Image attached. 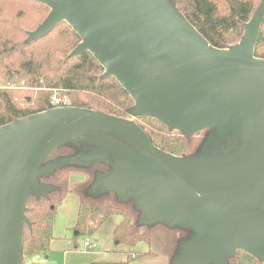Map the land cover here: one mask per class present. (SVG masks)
I'll use <instances>...</instances> for the list:
<instances>
[{"label":"water","instance_id":"water-1","mask_svg":"<svg viewBox=\"0 0 264 264\" xmlns=\"http://www.w3.org/2000/svg\"><path fill=\"white\" fill-rule=\"evenodd\" d=\"M36 1L51 11L30 38L67 22L81 38L72 54L93 55L105 69L103 78L114 77L134 100L131 115L157 119L188 137L220 121L217 137H235L237 148L217 159L173 156L135 120L77 106L2 126L0 264H22L25 226L32 227L28 199L47 196L52 188L38 178L63 163L45 164L47 157L89 131L114 133L138 149L128 157H145L110 159L104 147L84 153L85 162L112 161L105 178L110 190L135 191L148 221L159 222L161 215L165 223L194 231V238L204 235L179 264H227L237 251L264 262V210L242 200L264 189V59L255 56L264 0L240 43L227 49L212 46L169 0ZM259 103L263 123L257 128Z\"/></svg>","mask_w":264,"mask_h":264},{"label":"trees","instance_id":"trees-1","mask_svg":"<svg viewBox=\"0 0 264 264\" xmlns=\"http://www.w3.org/2000/svg\"><path fill=\"white\" fill-rule=\"evenodd\" d=\"M169 1L212 46L227 49L240 43L245 24L251 20L262 0ZM50 11L47 5L36 0H0V127L54 108L52 97L56 91L66 95L71 106L128 118L134 100L114 77L103 78L105 69L90 52L72 54L81 43V38L67 22L60 23L44 37L30 38ZM255 56L264 59V23ZM136 122L167 154L183 157L201 154L211 148L206 139H190L157 119L143 116L138 117ZM227 140L229 145L225 149H233L231 152H234L236 138L231 136ZM92 144V141L82 139L59 147L47 157L46 163L73 158L74 162L84 165V169L61 166L42 177L52 189L47 196L41 195L39 200L33 195L28 199L26 215L32 227L25 226L22 264L27 258L50 250L58 209L73 191L70 177L76 172L87 176L81 189L77 190L81 202L74 227L73 238L76 241L80 237H93L111 215L123 217L114 233L116 241L129 245L150 241V230L140 232V217L143 221L149 219L136 192L117 194L105 183L106 176L113 169L112 161L81 160L84 153L93 149ZM96 179L100 182L91 187L90 183ZM254 196L264 202V189ZM180 235L179 240L194 236L191 231ZM231 262L264 264L244 251H237Z\"/></svg>","mask_w":264,"mask_h":264},{"label":"rangeland","instance_id":"rangeland-1","mask_svg":"<svg viewBox=\"0 0 264 264\" xmlns=\"http://www.w3.org/2000/svg\"><path fill=\"white\" fill-rule=\"evenodd\" d=\"M12 89H14V87H12ZM56 94L61 98H64V97L68 98L66 95H62L59 91H56L54 93V95ZM30 98L32 99V97ZM262 110H263L262 105H260L259 103L258 109H257V119L255 120V124L257 128H259L260 125H262L263 123V113H262L263 111ZM127 116L129 119H133L135 121L138 119V117L131 115L129 112ZM218 123H220V121L211 123L204 129H202L200 132L192 136H189V137L186 136L190 139H195V138L206 139V142L208 143V145L211 146V148H209L206 151L201 152V154H196V155L190 154L189 156H183V157H187V158L201 157L202 159H210V158L217 159L225 154L230 153L233 149H229V148L225 149V147H228L229 145V141L227 140V138H224L222 140L220 137H217L216 135L217 128H218L216 127V125ZM173 131L180 132L178 130H173ZM82 139L86 141H92L93 149L98 148V147H104L106 150H108V155H109L108 157L110 159L115 154L118 156L127 158L129 156L128 153L130 151L139 152L137 148H135L132 144H130L128 141L121 138L120 136L114 133L103 134L97 131H89L84 134L72 137L67 142H65V144H63L61 147L75 144ZM221 143L223 144L221 145ZM219 146L222 147L223 149H220ZM138 155L142 159H145V157L141 153H138L134 157V160L133 158L131 159L130 157H128L127 159H129L132 162L133 161L135 162V160L138 159ZM62 162L63 163H60L57 166H55L53 170H57V168L60 166L62 167L63 166H73L77 170L84 169V165L76 163L71 160L68 161V159H64L62 160ZM47 163H51V162H47ZM47 163L45 162V164ZM86 177L87 176L82 172H76L73 175H71L70 186L75 193H77V190L81 189V187L83 186L82 183L86 181ZM38 179L40 180L41 183L49 185L50 188H52L50 184H47L46 182H44V179H42V177ZM99 182H100L99 179H96L94 182L90 183V186L95 187ZM32 195L33 193L30 196ZM33 196H36V195H33ZM36 197L38 200L41 199L39 198L41 196H36ZM242 200L252 206H255L257 208H262V210H264V202L259 200L257 196H254V197L249 196L245 198L242 197ZM143 213L144 212L142 211V214ZM162 217L163 216L161 215L159 217L161 221H162ZM160 220L159 222L154 221V220L143 221L142 218L140 217V220H139L140 232H145V231L150 230L151 231L150 241L144 240V241L139 242L136 245H129V244H123V243L119 244L118 241H114L113 237L110 234L111 233L110 229L113 227V220H112L106 224L104 229L98 232L100 233V236L102 239V246H103L102 248H100V246L97 247V245L94 244L95 248L85 249L84 243L86 241V238L80 237L78 238L77 243H76L78 249L75 250L74 246L72 245L73 251L70 252L67 256H64V251L56 249V248H59L58 246H55V247L53 246L49 252L52 253L54 262L57 264H93L94 262H96L94 261V259L98 256V252L103 251L106 248H108V250L111 249L110 252H107V253H110L111 255L114 254V255L120 256L121 254H124V255L129 254L130 256L132 253H135L137 257L131 258L130 256V260L128 264H152V263L153 264H179L184 259V257H182L183 254H187L189 250L188 246L195 243L196 241L198 242L199 240L204 239V235L201 233L198 236V238L193 237L194 239H192V242L190 243L189 241L191 240V238L184 237L185 239L182 238L179 240V234L181 233L185 234V233H188V231H191L193 235H195V232L192 230H189L188 228L181 227L177 221L176 223L175 221L173 223H170V222L165 223L163 221L160 222ZM166 225H169V226H166ZM98 233L97 235L92 237L93 243L96 242L95 238H98ZM178 243H180V245ZM41 255L45 256L44 253H41L37 255V257ZM35 257L27 258L25 260V264H35L36 263L34 260ZM233 257L234 256H231L228 258L227 264H232L231 260L233 259ZM94 264H97V263H94Z\"/></svg>","mask_w":264,"mask_h":264},{"label":"crops","instance_id":"crops-1","mask_svg":"<svg viewBox=\"0 0 264 264\" xmlns=\"http://www.w3.org/2000/svg\"><path fill=\"white\" fill-rule=\"evenodd\" d=\"M80 202H81L80 196L78 195V193H75L74 191H72L71 193L67 195V197L64 199V201L62 202L61 206L58 209L56 223L54 226V238L52 240L51 248L53 246L54 247L58 246L59 248H56V249L64 251V256H67L70 252L73 251V248H72L73 246L75 250L78 249L77 244H76L77 241L73 238V236H74V227L76 226L77 220H78ZM112 220H113V227L110 229V232H111L110 234L113 237L114 241H116L114 237L115 230L123 221V217L120 215H111L104 222V224L96 231L95 235H97V233L100 230L104 229L106 224ZM98 238H95L96 242L94 244H96L97 247L100 246V248H102L103 246H102V239H101L100 233H98ZM179 238H180V234H179ZM87 239H90L91 241H93L92 237H88L86 238V240ZM84 248H85V245H84ZM49 251L47 253H44L45 256L43 255L38 256V257L36 256L34 258L36 262L35 264H57L54 262L52 253ZM110 251L111 249L108 250V248H106L103 251H99L98 256L94 259V261H96L94 263H97V264H128L130 260V256L131 258L137 257L135 253H132L130 256L129 254H126V255L121 254L120 256L114 255V254L111 255L110 253H107Z\"/></svg>","mask_w":264,"mask_h":264},{"label":"built area","instance_id":"built-area-1","mask_svg":"<svg viewBox=\"0 0 264 264\" xmlns=\"http://www.w3.org/2000/svg\"><path fill=\"white\" fill-rule=\"evenodd\" d=\"M52 105L54 106V108L69 107L70 103L68 101V98H66V97L61 98L56 94L52 97ZM84 245H85V249L95 248L94 243L90 239H87L85 241Z\"/></svg>","mask_w":264,"mask_h":264}]
</instances>
